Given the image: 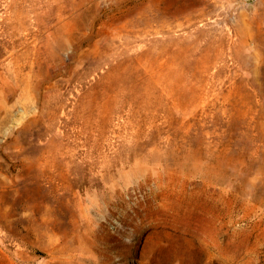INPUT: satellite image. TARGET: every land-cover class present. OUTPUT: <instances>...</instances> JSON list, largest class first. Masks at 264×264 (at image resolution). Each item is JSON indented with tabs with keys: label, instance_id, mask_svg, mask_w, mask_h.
<instances>
[{
	"label": "rangeland",
	"instance_id": "374dc122",
	"mask_svg": "<svg viewBox=\"0 0 264 264\" xmlns=\"http://www.w3.org/2000/svg\"><path fill=\"white\" fill-rule=\"evenodd\" d=\"M0 264H264V0H0Z\"/></svg>",
	"mask_w": 264,
	"mask_h": 264
}]
</instances>
